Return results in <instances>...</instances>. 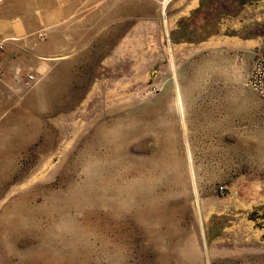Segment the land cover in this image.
<instances>
[{
  "label": "rangeland",
  "instance_id": "obj_1",
  "mask_svg": "<svg viewBox=\"0 0 264 264\" xmlns=\"http://www.w3.org/2000/svg\"><path fill=\"white\" fill-rule=\"evenodd\" d=\"M165 1L0 4L21 37L29 13L76 21L71 55L0 90V264H264V101L237 45L264 0L177 9L187 30Z\"/></svg>",
  "mask_w": 264,
  "mask_h": 264
},
{
  "label": "crops",
  "instance_id": "obj_2",
  "mask_svg": "<svg viewBox=\"0 0 264 264\" xmlns=\"http://www.w3.org/2000/svg\"><path fill=\"white\" fill-rule=\"evenodd\" d=\"M6 1L9 3L11 0ZM248 1L249 3L246 4ZM200 3L201 0H191L190 4L188 0H170L169 23L171 28L173 27L174 30H177V25H183V30H187L188 27L192 28V25L178 22L176 12L184 9V16L187 17L188 8L197 10L200 8ZM250 7L251 0H243L239 9H248ZM60 14L55 21H51L52 16H48V14L45 17L41 16L39 26L34 25L36 24V20H33L35 15L32 13L27 14L26 21L30 23L27 31L30 35L25 37L17 35V31L21 29L25 20L21 15L7 20L10 25L8 24L0 32V43H5L4 49L0 52V90L5 98L19 92V88H27L26 82L29 76L37 75V72L42 68L46 69L50 65L58 64L63 57L73 53V48L65 46V41H69L67 38L68 28L76 23L74 13L60 11ZM12 24H15V26ZM262 24L260 22L257 24L259 29H261L260 26L263 27L261 34L255 33L254 28L256 25L252 26L250 21L238 23V25L233 27V29L238 28L240 30L246 27L250 30L252 26L251 34L237 39L239 49L252 53L255 57L264 50V23ZM227 27H229L228 23H222V31H225ZM4 97L0 98V104ZM2 114L3 110H0V117Z\"/></svg>",
  "mask_w": 264,
  "mask_h": 264
},
{
  "label": "built area",
  "instance_id": "obj_3",
  "mask_svg": "<svg viewBox=\"0 0 264 264\" xmlns=\"http://www.w3.org/2000/svg\"><path fill=\"white\" fill-rule=\"evenodd\" d=\"M3 2L4 0H0V4ZM0 49H2L1 46ZM34 84L35 77L29 76L26 86L30 88ZM246 86L264 101V50L255 57ZM225 191V188L221 187V192Z\"/></svg>",
  "mask_w": 264,
  "mask_h": 264
},
{
  "label": "bare ground",
  "instance_id": "obj_4",
  "mask_svg": "<svg viewBox=\"0 0 264 264\" xmlns=\"http://www.w3.org/2000/svg\"><path fill=\"white\" fill-rule=\"evenodd\" d=\"M169 0H166L165 3H164V12H165V9H166V6H167V3H168ZM181 96V95H180ZM180 101V100H179ZM183 113V112H182ZM183 115V114H182Z\"/></svg>",
  "mask_w": 264,
  "mask_h": 264
}]
</instances>
